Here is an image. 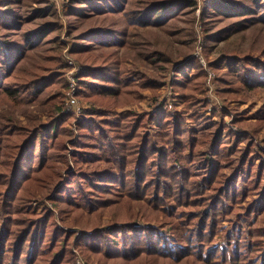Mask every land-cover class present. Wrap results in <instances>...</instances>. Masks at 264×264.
Instances as JSON below:
<instances>
[{"label": "trees", "instance_id": "16d2710c", "mask_svg": "<svg viewBox=\"0 0 264 264\" xmlns=\"http://www.w3.org/2000/svg\"><path fill=\"white\" fill-rule=\"evenodd\" d=\"M252 1L256 17L264 20V0ZM84 2L99 7L103 0ZM181 2L195 0H148L134 14L148 25ZM215 3L209 10L218 9L216 15L242 7L234 0ZM20 9L8 15L0 10V25L8 31L23 25ZM97 33L95 43H114L110 33ZM3 39L0 35V90L64 87L62 72L43 73L52 69L45 62L54 63V54L30 73L18 72V44ZM31 39L27 35L22 42ZM72 52L81 64L77 94L88 104L81 115L60 112L62 106L51 102L50 120L38 127L6 122L3 127L0 120V264H77L73 246L99 264H264V152L255 151L257 165L243 155L226 174L232 148L221 140V131L232 129L224 120L212 130L191 127L173 105L159 114L126 109L125 115H111L151 85L109 50L93 53L91 44H76ZM186 61L196 76L180 79L185 66L175 70L176 96L183 103L198 102L193 117L209 121L203 117L208 101L196 93L204 69L194 56ZM221 61L230 66L218 72L223 96L264 88V59L244 55ZM72 117L78 131L70 142V162L66 142L73 135ZM245 118L236 112L231 120L241 130L235 143L264 126V110L257 124L242 122ZM235 213L244 219L245 236L226 228ZM219 231L223 247L216 244Z\"/></svg>", "mask_w": 264, "mask_h": 264}, {"label": "rangeland", "instance_id": "374dc122", "mask_svg": "<svg viewBox=\"0 0 264 264\" xmlns=\"http://www.w3.org/2000/svg\"><path fill=\"white\" fill-rule=\"evenodd\" d=\"M147 1L103 0V3H97L100 4L99 7H95V3L87 4L84 0H11L8 3L0 1V10H3L6 15L12 13L16 6L21 8L23 25L16 26V29L10 31L7 26L0 25V35L3 36V40L18 44V72L28 74L30 69H34L38 63L47 60L45 55L54 54L56 56L54 63L45 62L46 65L51 64L52 69L45 70L43 73L48 75L56 71L62 72L66 82L61 89L57 84H53L50 88L44 87L39 91L34 88L26 92H8L1 89L2 126L4 127V122L27 124L31 127L46 124L51 118L49 108L51 102L62 106L60 112L73 111L65 109V98L66 92L69 91L68 74L74 68L75 98L78 101L76 104L81 108L76 114L81 115L82 109L88 107V104L77 94L81 64L72 50L76 44H91L93 53L106 50L116 53L126 67L139 72L138 77L144 76V80L151 85H145L144 89H141L140 97L134 98L135 100L126 106L114 107L111 115L115 113L125 115L126 109L159 114L174 108L173 105L180 111L185 125L188 124L191 127H206L212 130L224 120L232 130L223 129L221 140L232 148L230 156L232 162L223 168V172L231 173L243 155L257 165L259 159L255 151L264 152V126L256 133H250L249 137L235 143V134H239L241 130L238 125H233L231 120L234 118V113L239 112L242 116H247L242 122L259 123L258 115L260 116L264 110V88L232 92L225 97L220 93L221 83L218 79V72L230 67L227 61H221L223 57L252 55L264 59V20L256 17L258 15L254 10L256 7L254 1L234 0L242 7L236 9L239 11L231 10L232 13L226 15H216L218 9L209 10L210 6L217 5L215 2L220 0H195L191 5L181 2L172 7L171 13L166 18L155 22L156 17H152L148 25L142 24L134 14L138 10L142 11ZM81 13L85 15L81 16ZM14 26L10 25L9 28ZM98 31L103 34L110 33L114 43H95V40H98ZM5 35L7 37H4ZM27 35L32 39L22 42ZM66 56L73 60V64L67 62ZM192 56L196 57L204 69L202 90L196 93L197 96L204 97L208 101L207 111L203 112V117H210L209 121H204L197 116L193 117V113L198 111L200 104L180 102L176 96L178 91L172 85L178 79L176 77L178 73L175 70H179L182 66L185 68L180 70V79L185 74L188 78L195 79L194 74L197 69L185 63ZM57 65L59 67L55 68ZM138 77H134L136 83L139 82ZM60 91L62 93L58 94ZM225 108L226 114L223 113ZM76 118L72 117V121L69 122L73 135L66 142L70 162L73 150L70 142L75 140L78 131L75 124L78 120ZM207 149V146L202 147L203 152ZM254 196L257 198L260 194L255 193ZM247 200H250V195ZM35 203L33 202V205H37ZM43 205L52 207L49 202ZM229 218H232V221L226 220V228L231 225L233 228L243 230L242 236H245L243 217L235 213ZM159 219H162V216ZM78 234H81L79 228ZM222 234L223 232L220 234L219 231V236L215 237H220ZM223 240L221 236L216 240V244L223 247ZM244 240L246 239L241 242L242 250H244ZM73 252L75 260L80 258L88 264H99L98 260L93 256H87L78 247L73 246Z\"/></svg>", "mask_w": 264, "mask_h": 264}, {"label": "built area", "instance_id": "2783aa9c", "mask_svg": "<svg viewBox=\"0 0 264 264\" xmlns=\"http://www.w3.org/2000/svg\"><path fill=\"white\" fill-rule=\"evenodd\" d=\"M67 62L69 64H73V60L69 57H67ZM74 68V66L72 67ZM75 69V68H74ZM74 69L72 71L69 72L68 74V80H69V91L66 92V98H65V109L66 110H73L75 112H80V106L76 104V102H78L75 98L76 95V82H75V74L76 72L74 71ZM74 104H76L74 106ZM76 263L77 264H88L87 262H85L84 260H81L80 258L76 259Z\"/></svg>", "mask_w": 264, "mask_h": 264}]
</instances>
